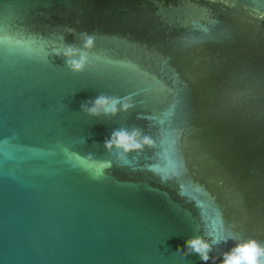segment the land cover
I'll use <instances>...</instances> for the list:
<instances>
[{"label": "water", "instance_id": "obj_1", "mask_svg": "<svg viewBox=\"0 0 264 264\" xmlns=\"http://www.w3.org/2000/svg\"><path fill=\"white\" fill-rule=\"evenodd\" d=\"M0 27L27 47H0V264H214L177 252L194 235L232 238L221 264L264 245V0H0ZM82 31L95 47L73 74L52 43ZM102 93L134 107L80 111ZM132 126L153 145L117 161L103 142Z\"/></svg>", "mask_w": 264, "mask_h": 264}, {"label": "clouds", "instance_id": "obj_2", "mask_svg": "<svg viewBox=\"0 0 264 264\" xmlns=\"http://www.w3.org/2000/svg\"><path fill=\"white\" fill-rule=\"evenodd\" d=\"M64 32L75 34L76 29L66 25ZM79 39V46L66 43L64 35L58 37V42L52 43L55 45L52 53L63 58L65 67L73 74L84 72L90 65L92 59L89 54L95 47V37L86 31L79 33ZM0 47L8 53L21 49L27 51L25 43L15 39L4 27H0ZM133 107L132 95L118 97L102 93L92 100L81 103L80 111L94 118H111L118 113H127ZM152 145V139L137 126L116 128L103 142L105 152L112 154L115 150L114 158L117 161H124L130 153L138 154ZM229 238L231 237L206 239L204 235H194L185 240L183 248L177 246V252L182 258L195 253L201 261L212 260L215 264L217 258L210 256V253L214 251L215 245L222 241L226 242ZM221 264H264V245L254 239L235 241L233 247L222 253Z\"/></svg>", "mask_w": 264, "mask_h": 264}]
</instances>
